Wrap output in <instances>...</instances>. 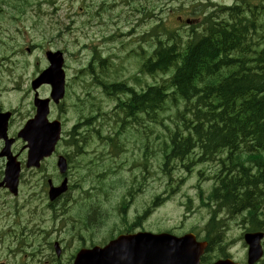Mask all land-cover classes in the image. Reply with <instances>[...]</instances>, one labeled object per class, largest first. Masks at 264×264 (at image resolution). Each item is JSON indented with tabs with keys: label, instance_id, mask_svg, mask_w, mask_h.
<instances>
[{
	"label": "trees",
	"instance_id": "16d2710c",
	"mask_svg": "<svg viewBox=\"0 0 264 264\" xmlns=\"http://www.w3.org/2000/svg\"><path fill=\"white\" fill-rule=\"evenodd\" d=\"M222 12L224 16L219 19L208 16L209 23L203 32L193 34L177 52L171 45H157L153 56L142 62L141 70L150 74L167 72L175 63V72L161 83L147 86L145 92L127 89L131 97L125 115L144 113L154 117L166 98L171 108L177 107L173 120L180 123H175L174 131L182 129L192 134L175 138L174 135L153 147H140L141 152L153 157L168 153L172 147L173 155L185 159V147L181 144L188 140L202 141L204 147L228 148L232 154L243 147L254 148L253 153L247 152L233 161L235 165L241 164L243 170L241 178L233 179L238 180L240 188L235 183L223 182V203L231 206L229 211L235 214L233 209H241V203L234 205L238 200H232V194L242 193L244 203H251L250 185L264 178L263 173L260 178L251 175L254 170L264 168V155L260 152L264 150V41L258 48L260 41L253 43L252 39L254 34L264 39V33H260L263 16L258 14L252 0L223 6ZM134 187L133 194L143 190L139 182ZM119 205L126 211L128 205L124 200ZM254 206L257 205L244 217L248 221L252 218L254 222L257 214ZM126 223L124 219L123 225ZM212 236L211 242L215 244L219 235Z\"/></svg>",
	"mask_w": 264,
	"mask_h": 264
},
{
	"label": "rangeland",
	"instance_id": "374dc122",
	"mask_svg": "<svg viewBox=\"0 0 264 264\" xmlns=\"http://www.w3.org/2000/svg\"><path fill=\"white\" fill-rule=\"evenodd\" d=\"M176 0L177 4H181L185 2L187 5H191V7L195 6L197 9L198 5H193L191 2L186 0ZM207 0H203L206 2ZM217 4H232L234 0H211ZM110 3H115V7L112 10L110 15H103L101 19L96 18L91 21L90 16L89 19H81L79 16L81 15V11L75 8V6L79 7V4L88 5L90 8L93 6H97L99 8L101 3L99 0H38L36 4H41V11L39 10H31L27 19L25 20V15L16 14V9L5 8L0 4V30H10L14 31V34H8L7 42L4 44V54L8 55V58L11 60L17 61L18 58H22V50H25L24 46L28 45L32 41L33 36H37L39 41H46L51 39L50 44L52 49L57 50L61 47L57 44L59 43V39H67L72 37L75 39L74 35L78 30L77 25L82 26L81 34L86 37H89V40H80V51H79V59H80V67L86 61V58L92 52L91 47L96 46L104 55L108 54L110 51H114L119 47V42L123 41V36L118 38V41L114 43L103 42L102 37L107 36L109 33L114 32L116 29H119L121 33H130L129 37H136L141 35L145 30L149 28L150 24H142L136 26L134 22L125 21V11L123 7L120 5L122 0H109ZM57 3L56 6H53ZM60 6H59V5ZM74 6L72 8V12L69 13L71 22L69 24V35L67 34H59L61 30H64L65 24L61 21L62 9L63 5ZM130 7V6H129ZM34 8H38L35 6ZM52 8L54 10H52ZM65 8V7H64ZM78 10V11H77ZM37 15H43L45 17V23L47 24L49 29L41 28L37 32L31 30L33 26V22L36 21ZM90 15V14H89ZM95 15V13H92ZM176 15V14H175ZM161 18L165 19L167 24L170 26H174L176 23L175 19L172 18V15L166 14V12H162L160 15ZM136 20L138 18H135ZM59 23H62L59 25ZM76 24V25H72ZM17 29V31H15ZM28 29V30H26ZM88 29L87 32L84 30ZM19 31H23L22 34ZM37 33V35H36ZM144 34V33H143ZM128 37V38H129ZM127 38V39H128ZM22 40H25V43L21 45L19 49V44ZM37 41V42H39ZM36 43V42H33ZM118 55H124L123 51L118 52ZM70 58L73 54H69ZM34 61L36 60L35 56ZM41 65L44 63L42 61ZM126 66L127 71L131 70V66L127 64L125 59L123 58V67ZM11 67H13V63H11ZM136 67V64L133 65V69ZM107 74V73H106ZM155 74H158L155 72ZM11 74H9L10 76ZM109 76V74H107ZM77 106L71 105L64 116H69L74 113L73 121L75 122L79 116V112H76ZM120 120V119H118ZM116 124L119 127L118 132H123V142L125 144L128 143V139L134 135L139 133H149L152 136H155L156 133L163 132L161 127L149 128L143 126V121H135L133 119H129L123 116V125L122 122L114 121L112 125H109V129L113 130L116 128ZM104 131H108V127H104ZM70 131L75 132V124L70 125ZM83 136V134H81ZM107 135H101L99 137H106ZM101 142H103L101 140ZM162 143V142H160ZM146 144H141L139 146H144ZM125 148V147H124ZM127 148V146H126ZM125 148V149H126ZM86 149H88L86 147ZM148 156L146 152H127L123 155V164L128 165L123 169V187L121 183L113 182L115 180H121L122 169H120L119 165L107 159V166L110 168L111 173L107 176V179H103L101 177L98 178V182L96 183V187L92 188L94 193L98 194V197H91L88 199L86 206L84 204H80L73 211L68 210L70 215H74L73 219L70 216L69 219L73 221H78L79 225L82 227L79 234H59L57 232L58 226H52L49 222V217L51 215V210L47 209V199L45 197V192L41 186L42 181H39L36 185L25 186L20 188L19 196L15 199H12V196H6V200L9 202H13L16 204L17 209L19 210L20 217L16 218L23 223H27L31 225L32 223H38L41 226H46V228L52 231L51 236L52 239H58L61 241V250L59 259L55 258L52 250L44 251L43 248V256L38 258H30V257H13L4 250L0 249V259L6 260L9 264H40V260H42L43 264H71V256L75 249V246H72L68 242L75 241L79 237H83L87 233H90V237L94 241L105 242L106 240L115 236V233L108 232L111 229H122L123 228V220L127 217L128 222H131L135 219V214L143 211L145 204L149 203L155 192L159 190L162 186L161 179L157 176L151 178V180L146 184L143 188L142 192L137 196L133 194V191L128 189V185H126L124 181V175H126L125 170H129L128 166L130 165L132 160H140L144 159ZM154 165L155 162L152 161ZM141 168H139L140 170ZM195 179L187 180L185 185L181 186L180 190L170 199L166 200L161 206L156 208L154 212L148 216V218L143 222L144 229H151L150 231L160 230V229H171L175 233H182L192 226L198 224V221L201 217L205 216L207 210L204 209L200 213H195L186 219H183L182 215L184 213V208L180 205L181 201H185L186 197L184 195H188L192 198V205L197 203V195L198 192L195 191L194 188L188 187L190 184L194 182ZM27 182V179H24ZM130 181V179H129ZM141 182L140 184H142ZM202 186L207 187L206 184H202ZM82 190L90 189L87 184H84ZM78 196V190L71 188L70 193L66 196L67 199ZM122 197L127 205V213L123 205H119L117 209H115L114 214L107 210L106 205L112 203V205L118 202V199ZM65 198V199H66ZM136 198V199H135ZM135 199V200H134ZM1 203V202H0ZM59 209V208H58ZM3 211V206H0V214ZM139 223L142 220H136ZM5 221L3 219L0 220V228L5 226ZM238 230L234 226L231 231H228V238L235 239L233 244L230 246L228 253H230L235 258H239L241 255L240 245L238 242ZM109 235V236H108ZM114 235V236H113ZM108 237V238H107ZM1 244V239H0Z\"/></svg>",
	"mask_w": 264,
	"mask_h": 264
},
{
	"label": "water",
	"instance_id": "95a60500",
	"mask_svg": "<svg viewBox=\"0 0 264 264\" xmlns=\"http://www.w3.org/2000/svg\"><path fill=\"white\" fill-rule=\"evenodd\" d=\"M51 65L42 72L40 82L52 86V95L59 96L62 92V83L50 76L57 77L56 66L61 63L58 53L50 54ZM38 127L43 124V103H38ZM44 125V124H43ZM36 129V128H35ZM26 127V131H35ZM260 233L245 234L244 238L249 245V262L260 255V246L257 243ZM204 248L203 243H196L194 237L186 235L179 239L167 234L137 233L123 235L109 242L105 247H94L91 250H80L73 264H199V255ZM212 264H236L229 259L218 260Z\"/></svg>",
	"mask_w": 264,
	"mask_h": 264
},
{
	"label": "flooded vegetation",
	"instance_id": "af4514ba",
	"mask_svg": "<svg viewBox=\"0 0 264 264\" xmlns=\"http://www.w3.org/2000/svg\"><path fill=\"white\" fill-rule=\"evenodd\" d=\"M26 112H27V114L25 116L19 118L18 127H20L22 125V122H25L27 119L32 118V116L34 115L35 109L33 106L29 105ZM176 143H178V142H176ZM254 151H255L254 148L247 149V152H250V153H253ZM251 156H253V155H251ZM240 167H241V164L236 163V166L225 168L224 172L226 173V176L231 175V176H236L238 178H241L242 174H243V170ZM229 169H231V170H229ZM244 198H245V195L242 193L238 194V195L232 194V200H234V201L238 200L234 203V205H238V204L242 203L243 201H245ZM84 206H86V203H84ZM109 233H110V231L108 232V234Z\"/></svg>",
	"mask_w": 264,
	"mask_h": 264
},
{
	"label": "bare ground",
	"instance_id": "6f19581e",
	"mask_svg": "<svg viewBox=\"0 0 264 264\" xmlns=\"http://www.w3.org/2000/svg\"><path fill=\"white\" fill-rule=\"evenodd\" d=\"M173 144H174V143H173ZM173 144H172V145H173ZM175 144H177V143L175 142ZM183 160H184V159H183ZM120 231H121V229H117L116 231H115V229H111L109 235H110L111 233H115V236H116V235H118V234L120 233ZM109 235H108V236H109ZM113 236H114V235H113ZM107 238H108V237H107Z\"/></svg>",
	"mask_w": 264,
	"mask_h": 264
}]
</instances>
